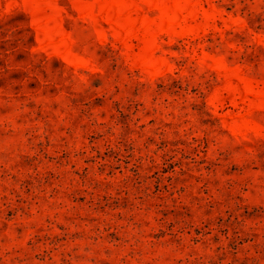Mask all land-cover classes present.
<instances>
[{"label": "rangeland", "instance_id": "1", "mask_svg": "<svg viewBox=\"0 0 264 264\" xmlns=\"http://www.w3.org/2000/svg\"><path fill=\"white\" fill-rule=\"evenodd\" d=\"M0 264H264V0H0Z\"/></svg>", "mask_w": 264, "mask_h": 264}]
</instances>
